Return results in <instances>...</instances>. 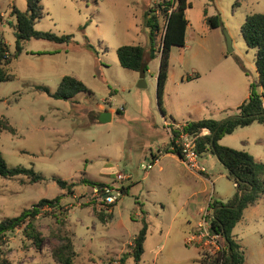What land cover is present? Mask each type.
Returning <instances> with one entry per match:
<instances>
[{
	"label": "rangeland",
	"instance_id": "obj_1",
	"mask_svg": "<svg viewBox=\"0 0 264 264\" xmlns=\"http://www.w3.org/2000/svg\"><path fill=\"white\" fill-rule=\"evenodd\" d=\"M158 1L39 0L44 15L34 29L71 36V42L30 39L6 67L14 78L0 83V117L8 120L15 133L0 132V152L9 167L32 168L45 180L31 183L23 176L0 177V220L56 196L62 197V208L44 207L34 220L42 237L39 246L24 236L22 227L6 234L2 254L7 264H55L52 253L63 237L72 241L75 264H134L128 253L143 219L135 213H141L148 225L137 264H201L200 257L208 262L221 250L220 236L217 241L202 237L187 243V239L196 227V219L189 215L196 201L224 202L217 196L233 191L224 175L219 176L225 174L223 166L218 161H201L213 187L200 179L179 184L167 158H162L160 171L154 166L142 169L151 163L149 152L162 153L169 143L156 100L159 59L148 65L146 87L140 89L138 74L122 68L115 51L122 45L149 48L143 15ZM188 1L185 46L171 48L162 106L178 122L181 117L225 118L236 113V104L246 99L249 85L257 82L253 52L245 45L240 25L246 15L264 13V0ZM13 7L24 12L26 1L0 0V41L9 54L15 41L9 25L15 23ZM203 13L218 14L222 25L208 27ZM223 31L231 39V52ZM87 43L95 54L85 47ZM63 76L76 77L89 94L64 101L36 89L45 86L54 92ZM226 102L230 106L223 108ZM109 110H115L112 121L95 124L100 112ZM223 143L264 163V126L239 128ZM52 177L73 183L71 192L61 190ZM83 178L111 188L127 186V192L106 211L92 189L80 183ZM191 188L204 192L182 199ZM98 213H111V218L101 222ZM232 235L245 264H264V193L257 213L245 212Z\"/></svg>",
	"mask_w": 264,
	"mask_h": 264
},
{
	"label": "trees",
	"instance_id": "obj_2",
	"mask_svg": "<svg viewBox=\"0 0 264 264\" xmlns=\"http://www.w3.org/2000/svg\"><path fill=\"white\" fill-rule=\"evenodd\" d=\"M26 11L20 12L15 7L11 10V15L15 17V23L9 24L13 29L14 51L9 54L3 43L0 41V83L10 81L13 75L7 73V65L21 53L24 42L34 40H45L56 44L70 43L71 36H56L50 32H41L34 29V24L43 17L42 8L39 0H25ZM191 8V3L187 0H159L154 7L149 8L143 15L144 27L148 29L151 44L147 50L140 45H122L116 49V57L119 65L131 72L138 73L142 63H148L159 56L158 69L156 73V100L160 113L165 116L162 107V98L165 84L168 78V65L170 51L172 47L183 48L185 44V30L188 24L185 18V11ZM204 22L210 28H217L222 25L218 14L207 17L203 13ZM162 33L160 41L155 44L156 36ZM240 33L246 47L253 52L254 66L257 73V82L249 85L248 97L236 108V113L215 120L203 118L200 120H188L182 123L181 129L170 126L171 138L164 153H172L183 159L180 148L176 140L180 133L194 137V150L200 157L205 154L215 156L218 162L225 169L227 180L235 184V193L227 201H210L208 210L212 211L209 219V231L217 234L222 240L221 250L209 257L208 262L201 259V264H243L244 256L240 245L232 235L234 226L242 217L243 210L253 205L264 192V163L255 160L250 154L244 151L235 150L222 146L219 141L226 135H231L239 128H245L252 124L264 126V13H252L246 15L240 25ZM95 54V50L87 43L85 46ZM147 67L145 68V73ZM189 79V78H187ZM36 89L55 100H72L77 94H89L88 88L76 77L63 76L54 92H50L45 86H36ZM112 94L111 92L109 93ZM207 130L208 134L200 135L202 130ZM0 132L15 133V129L8 120L0 117ZM155 157V156H153ZM23 176L31 183H38L45 180L40 173L32 168L22 166L9 167L0 152V177L14 178ZM52 181L61 189L71 192L73 183L52 177ZM81 184L89 186L91 189L96 187L101 189V183L81 179ZM125 195L127 186L122 187ZM244 191L240 201L239 194ZM61 196L53 199H41L29 209L22 210L17 216L7 217L0 220V264H7L2 254V246L5 243L7 233L22 227L24 236L31 240L34 245L39 246L42 237L35 228L34 220L44 207L61 209ZM239 201V202H238ZM116 203V202H115ZM115 203L108 206L109 211ZM101 222H106L111 218L109 215L97 214ZM147 222L142 219L141 227L133 237L130 244L129 256L134 264L140 261L143 254V243L147 233ZM62 243L53 250L55 264H75L73 261L75 252L72 241L69 237H63ZM264 248V240H263Z\"/></svg>",
	"mask_w": 264,
	"mask_h": 264
},
{
	"label": "crops",
	"instance_id": "obj_3",
	"mask_svg": "<svg viewBox=\"0 0 264 264\" xmlns=\"http://www.w3.org/2000/svg\"><path fill=\"white\" fill-rule=\"evenodd\" d=\"M188 1V0H187ZM189 2V1H188ZM187 11V10H186ZM186 11H185V13H186ZM204 17V16H203ZM185 18H186V14H185ZM188 21V20H187ZM203 21H204V18H203ZM188 28H189V22H188V24H187V27H186V30H185V34H186V32H187V30H188ZM184 39H185V36H184ZM184 46H185V44H184ZM184 48V47H183ZM171 52H172V49H171V51H170V55H171ZM159 59V56H157L155 59ZM169 59H170V57H169ZM154 60V59H153ZM151 63V61L150 62H148V63H146V67H148V65ZM149 69H147V72L145 73V77H146V74L147 73H149ZM168 80H169V65H168V78H167V82H168ZM166 82V83H167ZM165 87H166V84H165ZM164 93H165V88H164ZM164 93H163V95H164ZM249 94V93H248ZM224 96V95H223ZM225 97H227V99H228V97L229 96H225ZM247 97H248V95H247ZM246 97V98H247ZM163 99V98H162ZM245 100V99H244ZM243 100V101H244ZM109 101H110V99H109ZM242 103V102H241ZM240 102H238L237 104H236V108L238 107V105H240L241 104ZM230 105H229V103L228 102H226L225 103V106L223 107V108H227V107H229ZM163 107V106H162ZM222 108V107H221ZM236 108H235V112H236ZM164 110H165V116H163L161 113H160V115H161V124L164 126V128H165V130L169 133V141H170V138H171V134H170V126H173L174 128H176V129H178V128H181V125H182V123H184L185 121H188V120H186V119H184V118H180V121L181 122H178L174 117H173V112H171L170 110H166V108H163ZM159 110V109H158ZM119 111V110H118ZM102 112H105V111H101L100 113H102ZM109 112H110V110H109ZM114 112H115V110H113V112H110V114H111V119H110V121L109 122H111L112 121V117H113V114H114ZM160 112V111H159ZM222 113H224V111H221ZM203 119V118H202ZM220 119H224V118H220ZM220 119H217V120H220ZM197 120H200V119H197ZM99 122H97V123H95V124H98ZM108 123V122H107ZM261 126H263V125H261ZM249 127V126H248ZM235 132H233L231 135H226V136H224L220 141H219V143L222 145V146H225V144L223 143L224 142V140H225V138H227V137H230V136H232L233 134H234ZM206 134H208V131L207 130H202V132H201V134L200 135H206ZM169 144V143H168ZM168 146V145H167ZM227 147V146H226ZM230 148V147H229ZM165 149V148H164ZM233 149V148H232ZM164 150H162V153H158L157 155H153L152 154V152H149V161L152 163V167L154 166V167H158V170L160 171L161 169H162V167L160 166V162H161V160H162V158H167L168 160H170V165H171V170H169L170 171V173L171 174H173V177H174V174L175 175H177L176 177L178 178V182H179V184L180 183H186V181H190V182H192V180L193 181H198L199 179L200 180H205L206 182H209L210 183V185L212 186L213 184H212V181L210 180V175L208 174V172H207V170L205 171V172H194V171H190L189 169H187L186 168V166L184 165V163H183V161H182V159L181 158H179L177 155H175V154H172V153H164L163 152ZM153 156H155V157H153ZM205 159H209L210 161L209 162H211L212 164H213V162H217L218 160L216 159V157L215 156H212V155H210V154H205V155H202V156H198V160H199V163H201L203 166H204V162H201V161H206ZM214 160V161H213ZM256 160V159H255ZM173 162H175V163H173ZM181 165H182V168L183 169H181L180 167H181ZM222 166V165H221ZM152 167H151V169H152ZM205 167V166H204ZM206 169V168H205ZM184 170V171H183ZM226 174V173H225ZM225 174H222V173H220L219 174V176L220 177H223V175H224V177H225ZM168 177H170V176H168ZM226 178V177H225ZM130 179V178H129ZM227 180V179H226ZM229 181V180H228ZM231 184H232V188H233V191L230 193V194H227V195H224V196H217V197H223V199H225V201H227V200H229L233 195H234V193H235V184L234 183H232L231 181H229ZM126 186V185H125ZM213 187V186H212ZM214 191V190H213ZM203 192H204V189L203 190H197V188L196 189H194V188H191L189 191H188V194L186 195V196H182V199L184 198V199H190V198H193V197H198L199 195H202L203 194ZM264 193V192H263ZM263 195V194H262ZM262 197V196H261ZM260 197V198H261ZM260 198H259V200H260ZM259 200H257L253 205H250V206H248L247 208H245L244 210H243V213H242V216H243V214L245 213V212H247L248 210H250V212L251 213H257V211H258V201ZM224 201V202H225ZM207 202V204L205 205V203H204V201H203V199H201L200 201H196V203L193 205V208H192V210H191V212H190V216H191V218H193V219H196V227L195 228H193L192 229V231H191V233H189L188 235H190V234H192V235H196V234H198V232H199V227H198V224L200 223V221H201V218L199 217L200 216V214H202L203 213V211L205 210V207H207L208 206V201H206ZM223 202V201H222ZM198 214H199V216H198ZM135 215L136 216H140V217H142L143 219H144V216L140 213H135ZM141 218V219H142ZM241 219H242V217H241ZM240 219V220H241ZM239 220V221H240ZM188 225H190V223L188 222ZM188 235H186L185 236V238L188 236ZM133 239V238H132ZM146 239V238H145ZM185 240V239H184ZM184 240H183V242H184ZM143 246H144V243H143ZM200 247V246H199ZM199 247H196L197 248V253L199 252ZM144 250V249H143ZM144 252V251H143ZM245 262V261H244ZM243 264H245V263H243Z\"/></svg>",
	"mask_w": 264,
	"mask_h": 264
},
{
	"label": "built area",
	"instance_id": "obj_4",
	"mask_svg": "<svg viewBox=\"0 0 264 264\" xmlns=\"http://www.w3.org/2000/svg\"><path fill=\"white\" fill-rule=\"evenodd\" d=\"M103 1V0H96ZM179 130L181 128H178ZM177 146L180 148L181 155L183 157L182 161L187 169L194 172H205V167L199 163L198 155L194 150V137H191L187 134L180 133L179 137L176 140ZM153 163V162H152ZM152 163L147 164L146 166H142L144 171L150 170L152 167ZM119 180H126L125 177L118 176ZM121 187L111 188L110 186H104L101 189L92 188V192L95 194L96 199L100 202V205L106 210L109 211L108 206L115 203L119 198L123 196L121 191ZM206 210V209H205ZM209 211H203L201 221L198 224L199 232L196 235H192L187 239V243H190L192 240L196 238H210L212 241L219 240V235L212 234L209 231V219L211 218V214ZM209 216V217H208Z\"/></svg>",
	"mask_w": 264,
	"mask_h": 264
},
{
	"label": "water",
	"instance_id": "obj_5",
	"mask_svg": "<svg viewBox=\"0 0 264 264\" xmlns=\"http://www.w3.org/2000/svg\"><path fill=\"white\" fill-rule=\"evenodd\" d=\"M223 35H224V39H225V45H226V48H227V51L228 52H231V39L229 38V36L227 35V33L225 31H223ZM145 68H146V63H142L139 67V70H138V82H137V88H145L146 87V84H145ZM157 107L159 109V106L157 104ZM111 119V114L109 111H105V112H102L99 114L98 118H97V121L100 123V124H103V123H107L109 122ZM179 157V156H178ZM180 158V157H179ZM244 191H241L240 194H239V201H240V198L242 196ZM238 201V202H239Z\"/></svg>",
	"mask_w": 264,
	"mask_h": 264
}]
</instances>
